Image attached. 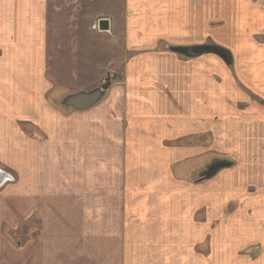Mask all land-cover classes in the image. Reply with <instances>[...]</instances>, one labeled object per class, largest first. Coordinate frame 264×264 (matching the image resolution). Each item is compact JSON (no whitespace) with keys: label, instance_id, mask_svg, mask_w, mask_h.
I'll return each instance as SVG.
<instances>
[{"label":"crops","instance_id":"0c3cea01","mask_svg":"<svg viewBox=\"0 0 264 264\" xmlns=\"http://www.w3.org/2000/svg\"><path fill=\"white\" fill-rule=\"evenodd\" d=\"M210 35L232 51L233 83H209L210 61L228 70L218 56L169 50ZM120 64L94 107L66 116L49 101L94 89ZM165 108L184 111L196 155L233 165L211 179H162L174 153L124 192L98 181L117 168L106 162L122 156L116 143L129 145L114 125L169 121ZM107 140L118 153H92ZM0 173V264H264V0H0Z\"/></svg>","mask_w":264,"mask_h":264},{"label":"rangeland","instance_id":"374dc122","mask_svg":"<svg viewBox=\"0 0 264 264\" xmlns=\"http://www.w3.org/2000/svg\"><path fill=\"white\" fill-rule=\"evenodd\" d=\"M217 31L219 30L218 33L221 34H228L229 29L228 28H212L210 29V32L212 31ZM223 32V33H222ZM210 39H208V42L206 45H215V46H220L218 45L219 42L224 41L225 37H223L222 39H213L212 36L210 35ZM177 40V45H175L176 47H186L185 44L186 42H191L192 40H194L195 42H200V41H204V39H176ZM221 47V46H220ZM232 52V51H230ZM181 56V55H180ZM183 59L187 58L184 56H181ZM209 57L211 59H215L218 60L217 56L215 55H209ZM194 59V58H193ZM123 61V60H122ZM121 61V62H122ZM120 62V63H121ZM123 64V63H122ZM225 65V64H224ZM210 74H209V83H219V84H225V83H233L234 82V74L232 77V73L234 72V69L232 66H229L228 70H225V73H220L217 72L218 70L215 68V65L212 61H210ZM211 71H215V72H211ZM116 73V74H115ZM122 65L120 64V66L117 69H112L110 70L109 74H107V76H105V79L102 80L101 83H99L98 85H96V88L101 87L102 84L105 83V80L110 77L111 78V86L114 85V83H117L120 81V78L122 77ZM115 77V80H113V78ZM233 78V79H232ZM217 79V80H216ZM93 88L90 90H94ZM83 92H89V91H85L82 90ZM70 93H76V92H71L69 90L65 91H55L54 93H51L49 95V101L53 103L54 107L59 108V109H63V113L64 115H69V113L71 111H74V109L72 108H67L65 106H63L61 104L62 99L65 95H68ZM108 93V90L106 92V95L104 98H106ZM103 98V99H104ZM243 108V107H242ZM65 109V110H64ZM166 112H173L174 114H168L165 117L169 119V121H164V119L160 118V120H162L160 123L156 122V123H151L149 125H141L139 123L133 124V128L131 124H127L125 122H120L119 124H117V128L114 125V129L119 131L118 135L120 134V136H118L119 138H123L127 136V131H128V135L130 137V139L128 138V144H126V140L119 141L116 144H119L118 149L120 153H122L121 155H112V156H108L109 158L106 160L107 163H111L114 164L113 167H117V168H113L112 166V171H106V172H97L96 173V179L98 181L107 179V177H109V181H111L113 183L114 186L117 185H124V187L122 188V191L124 192L125 190V186L127 181H138L140 179H145L144 175L153 173L152 170L154 168V166L160 167V168H164V164H167V160L168 159H172L174 156L173 154L176 153V159L177 162L176 163H171L170 164V171L168 170L166 172H162V179L164 178H169L168 175H170V178L172 179L173 175L176 176V178L178 180H198L201 179L203 176L202 174L205 173L209 168L208 166H210L211 164H214L216 162V160H225V161H231L229 159H226L225 157L222 156H215V155H210L208 158L205 157V155L203 157H201L199 154L196 155L195 153L198 152V148L200 146V141H199V136L193 135L192 137H190L189 135H187V131L185 129V127H189L190 128V123H186L188 122V118L186 121L185 116H183L184 111L181 109H166ZM170 116V117H169ZM163 117V116H162ZM77 121V120H76ZM83 123V119L81 118L79 121ZM157 121V119H156ZM187 124V125H186ZM83 125V124H82ZM80 125V126H82ZM148 126V127H147ZM194 126H199L198 124L194 123L192 125V128L194 129ZM213 126V125H212ZM222 126V125H221ZM79 127V126H78ZM75 127L74 129L78 128ZM107 127V131L108 133L116 134L114 132V129L112 127L111 124L106 125ZM81 131H86L84 129V127L80 128ZM91 129H93V127H91ZM98 132V131H97ZM197 138V139H196ZM108 143H110V145H106L105 149H102V147L97 148L94 147L93 149V154L101 152L102 150H106V151H110L112 150L109 154L113 153L115 154V145H111V141L107 140ZM67 145V144H66ZM132 147L134 149H141L142 147H146V148H150V149H154L153 151L156 153L155 155H141V156H127L124 153V150H126V147ZM113 147V148H112ZM85 149L86 154L89 153V150L87 148H82ZM114 149V150H113ZM197 150V151H195ZM200 150V149H199ZM97 151V152H96ZM103 151V152H104ZM194 151V152H193ZM190 152H193L194 154H192L190 156ZM118 153V152H116ZM90 160L85 161V163H89ZM103 162V163H106ZM232 162V161H231ZM127 163V168H125V165ZM155 164V165H154ZM123 165V166H122ZM145 166V167H143ZM203 171V172H202ZM130 182L129 185H133V183ZM116 188V187H115ZM137 187L136 188H128V191L132 194H135L137 192ZM38 227L35 228V230L33 229V227L31 228V230H33V232H31L30 234H28V236H30L31 239H38L40 236V227L39 225H37ZM30 231V230H29ZM75 260V261H74ZM88 259H85L84 257L81 258H76V259H67L64 258L63 261H65V264H89V261H87ZM73 261V262H71Z\"/></svg>","mask_w":264,"mask_h":264},{"label":"water","instance_id":"95a60500","mask_svg":"<svg viewBox=\"0 0 264 264\" xmlns=\"http://www.w3.org/2000/svg\"><path fill=\"white\" fill-rule=\"evenodd\" d=\"M100 29L102 31L108 30V22L101 21ZM169 50L178 55L187 58H198L203 55H216L218 56L227 66L233 65V58L230 51L227 49L215 46V45H202L192 47H169ZM115 80V77L113 78ZM111 86V78L108 77L105 83L101 87L96 88L89 92H77L65 95L62 99L61 104L67 108H73L78 111L87 110L97 105L106 95L107 90ZM225 160H216L214 164L208 166V171L202 174V179L213 178L220 170L226 168ZM8 177L0 173V184L3 183Z\"/></svg>","mask_w":264,"mask_h":264},{"label":"trees","instance_id":"16d2710c","mask_svg":"<svg viewBox=\"0 0 264 264\" xmlns=\"http://www.w3.org/2000/svg\"><path fill=\"white\" fill-rule=\"evenodd\" d=\"M225 164L227 165L226 168L231 167L233 165V162L231 161H225Z\"/></svg>","mask_w":264,"mask_h":264}]
</instances>
